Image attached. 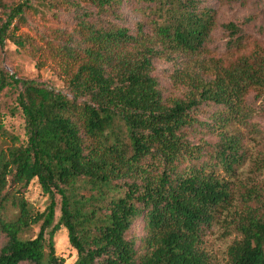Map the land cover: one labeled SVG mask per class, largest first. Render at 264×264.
Returning a JSON list of instances; mask_svg holds the SVG:
<instances>
[{
  "label": "trees",
  "instance_id": "trees-1",
  "mask_svg": "<svg viewBox=\"0 0 264 264\" xmlns=\"http://www.w3.org/2000/svg\"><path fill=\"white\" fill-rule=\"evenodd\" d=\"M124 1L0 0V93L15 90L12 112L24 121L23 139L0 149V264H66L61 228L72 264H211L202 236L242 184L245 151L229 128L249 125V95L264 104V44L241 45L244 31L229 22L225 52L206 58L215 9L135 0L145 22L131 32ZM29 21L36 27L22 31ZM7 41L31 50L38 68L50 60L65 89L10 73ZM181 56L197 69L185 71L182 97L166 98L154 60ZM198 128L219 140L193 143ZM32 182L41 210L26 195ZM242 201L228 264H264V185Z\"/></svg>",
  "mask_w": 264,
  "mask_h": 264
},
{
  "label": "rangeland",
  "instance_id": "rangeland-1",
  "mask_svg": "<svg viewBox=\"0 0 264 264\" xmlns=\"http://www.w3.org/2000/svg\"><path fill=\"white\" fill-rule=\"evenodd\" d=\"M202 1L217 12V26L207 42L206 58L217 59L225 52L228 31L223 25L229 22L244 31L241 45L251 40L264 44V0ZM135 6V0H125L122 5V23L128 26L131 32L135 31L138 23L145 22L144 16L135 9ZM35 27L36 22L29 21L28 27L23 28L22 31H31ZM3 49L2 63L10 73H16L18 77L37 78L58 90L65 89L63 78L57 73L50 60L45 61L46 64L38 68L31 50L17 47L9 41ZM153 65V73L158 78L166 98L182 97L188 87L185 80L181 81L186 79L185 71L191 72L197 69L185 56H181L176 61L156 59ZM15 95V90L11 88H6L0 93V149L10 145L11 137H18L19 141L24 137L23 118L19 113L12 112ZM248 101L253 108L249 125L236 124L229 128L230 134L235 132L238 135L245 151V162L238 171V179L242 184L234 189L235 198L232 207L220 213L202 236L201 248L208 255L211 264H228L227 247L234 239L239 238L235 223L245 215L242 198H246V191L250 186L258 190L264 185V104L261 99H256L254 94L249 95ZM202 117L206 118V116ZM191 140L193 143L202 141L215 143L219 140V136L209 134L205 128H198L191 135ZM26 195L35 208L40 210L44 208L45 196L36 182L30 184ZM36 232L37 228H34L29 235L33 236ZM130 233L139 245L143 235L141 219L134 222ZM2 242L3 238L0 237V245ZM54 242L56 253L65 259L66 264H72L76 252L68 243L64 228L56 232Z\"/></svg>",
  "mask_w": 264,
  "mask_h": 264
}]
</instances>
